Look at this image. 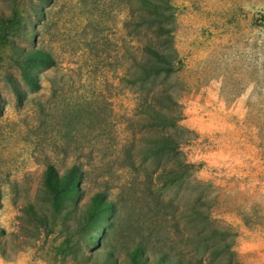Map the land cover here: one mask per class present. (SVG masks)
I'll list each match as a JSON object with an SVG mask.
<instances>
[{"label": "rangeland", "instance_id": "rangeland-1", "mask_svg": "<svg viewBox=\"0 0 264 264\" xmlns=\"http://www.w3.org/2000/svg\"><path fill=\"white\" fill-rule=\"evenodd\" d=\"M142 5L0 0V20L20 16L0 45V264H130L136 245L141 264L169 248L177 264H264V0H167L175 69L144 89L172 96L180 157L194 166L171 187L139 111ZM30 49L53 60L33 70L37 87L17 63ZM71 166L79 192L58 214L43 174ZM97 193L112 205L102 232L81 223Z\"/></svg>", "mask_w": 264, "mask_h": 264}, {"label": "trees", "instance_id": "trees-1", "mask_svg": "<svg viewBox=\"0 0 264 264\" xmlns=\"http://www.w3.org/2000/svg\"><path fill=\"white\" fill-rule=\"evenodd\" d=\"M143 5L138 11L137 20L142 22L147 33H151L148 41L140 46V57L134 61V79L139 83V111L147 121L146 127L154 133L146 147L153 157L159 154L167 156V187L173 186L179 181L189 178L194 166L180 157V135L178 131V116L171 112L173 98L169 94L150 93L145 91V84L161 75H167L174 71V49L172 44V29L167 26V0H137ZM169 5V4H168ZM20 16L14 13L9 19L0 20V45H5L6 35L10 32H19ZM29 42L34 38L27 37ZM18 67L24 81L31 87H37L33 70L52 66V58L38 49H30L18 56ZM12 89L18 100L21 94L13 79L10 80ZM164 132L156 137L157 134ZM82 172L77 166L66 168L59 174L52 167H47L43 174V188L46 197L55 213L60 214L66 204L73 201L79 192V184L82 180ZM111 204L101 194H95L84 215L81 218L83 228L92 229L94 232H102V226L108 224L107 215L111 212ZM202 212L198 209L190 213L182 212L180 217L185 221L196 220ZM45 220H43L44 222ZM92 243L98 246L101 241L93 238ZM167 249L158 255L156 264H177L172 258L173 253ZM145 248L136 245L128 252L130 264H141ZM109 255V254H108ZM106 261L109 257L105 256ZM178 259V258H177ZM105 261L104 264H108ZM179 262V261H178ZM103 264V263H102Z\"/></svg>", "mask_w": 264, "mask_h": 264}]
</instances>
